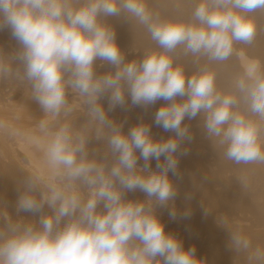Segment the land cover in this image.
<instances>
[{
  "label": "clouds",
  "instance_id": "9594fccd",
  "mask_svg": "<svg viewBox=\"0 0 264 264\" xmlns=\"http://www.w3.org/2000/svg\"><path fill=\"white\" fill-rule=\"evenodd\" d=\"M257 11L264 0H199L184 22L162 19L145 0H0V32L9 30L16 42L11 52L0 46V80L26 85L43 112L26 134L41 152L42 171L19 181L16 215L0 197V264H206L194 246L185 248L166 231L158 209L178 216L171 177L188 151L182 145L193 138L186 120L199 116L203 135L227 160L264 164V128L253 119L264 121V71L248 61L234 91L225 93L207 64L187 75L178 50L225 61L236 43L253 42L249 14ZM109 17L142 25L156 48L128 59ZM70 96L86 117L79 129ZM161 100L154 123L172 133L167 137L157 138L143 119L125 131L109 114ZM93 141L102 151L90 148ZM137 191L143 199L128 197ZM230 246L249 252L251 242L231 232ZM248 259L264 264V250L257 247Z\"/></svg>",
  "mask_w": 264,
  "mask_h": 264
},
{
  "label": "bare ground",
  "instance_id": "6f19581e",
  "mask_svg": "<svg viewBox=\"0 0 264 264\" xmlns=\"http://www.w3.org/2000/svg\"><path fill=\"white\" fill-rule=\"evenodd\" d=\"M162 1V0H161ZM180 0H177V5L180 4V2H178ZM185 1V0H184ZM183 1V2H184ZM193 5L190 4V6L192 7V11L193 9L195 8L196 6V3L199 2V0H190ZM148 2V1H147ZM154 2V1H153ZM165 2V1H164ZM174 2V0H173ZM159 3V2H158ZM189 3V2H188ZM157 4V3H156ZM175 4V3H174ZM160 5V4H159ZM165 5V4H164ZM170 5V4H168ZM174 6V5H173ZM179 6V5H178ZM187 6V4L185 5ZM150 7V6H149ZM153 6H151L152 8ZM155 7V6H154ZM165 7V6H164ZM172 6L170 5V8ZM177 7V6H176ZM150 8V9H151ZM156 8V7H155ZM174 8V7H173ZM180 8H181V5H180ZM178 8V9H180ZM187 8V7H186ZM162 9V8H161ZM167 9V8H166ZM165 9V10H166ZM152 10V9H151ZM154 10V9H153ZM157 10V9H156ZM169 10V9H168ZM177 10V8H176ZM188 10V9H187ZM190 10V8H189ZM188 10V11H189ZM170 11V10H169ZM175 11V10H174ZM185 11V9H184ZM187 11V13H188ZM161 12V11H160ZM167 12V11H166ZM258 12V11H257ZM163 13V12H162ZM171 13V12H170ZM176 13H178V11H176ZM183 13V12H182ZM186 13V12H185ZM186 13V15H187ZM264 13V12H263ZM180 14V12H179ZM190 11L188 13V15L190 16ZM160 15V14H159ZM182 15H185L184 13ZM187 15V17L190 19V17ZM192 15V14H191ZM252 15V14H251ZM255 15V13H254ZM253 15V16H254ZM256 15H258L256 13ZM162 16V15H161ZM262 15L260 14V17ZM264 16V15H263ZM168 17V16H167ZM166 17V18H167ZM111 18V17H110ZM114 18V17H113ZM112 18V19H113ZM163 18V17H162ZM183 18V17H182ZM187 18V19H188ZM112 19H108V21L110 20V23L112 22L111 20ZM188 19V20H189ZM256 19L258 18H255L253 20L254 24H255V27H257L256 25L259 23L256 21ZM262 19V18H261ZM125 20V19H124ZM173 20V19H172ZM175 20V18H174ZM187 20V21H188ZM260 20V18H259ZM263 21H260V22H264V18L262 19ZM119 21V20H118ZM117 21V22H118ZM183 21V19H182ZM185 21V20H184ZM114 22V20H113ZM123 22V21H122ZM257 22V23H256ZM119 23V22H118ZM120 24V23H119ZM137 24V23H136ZM113 25V23H112ZM117 25V24H116ZM116 25H113V26H116ZM121 25V24H120ZM132 25V24H131ZM260 25V24H258ZM119 26V25H118ZM124 27V26H123ZM127 26L125 25L124 28H126ZM140 27V26H139ZM263 27V26H261ZM118 28V27H117ZM116 28V29H117ZM122 28L119 27L118 30L116 31H120L119 29ZM141 28V27H140ZM260 28V27H259ZM258 28V29H259ZM115 29V28H114ZM123 29V28H122ZM125 32L126 30L123 29ZM121 30V31H123ZM130 30V29H128ZM127 30V31H128ZM133 30V29H132ZM131 30V31H132ZM137 30V29H136ZM135 30V31H136ZM260 30V29H259ZM9 31V30H8ZM115 31V32H116ZM262 29L260 31L256 30V34H255V37H254V40L251 44V47L254 48L255 50H259L261 47H264V33H261ZM6 32V31H5ZM125 32L123 33V35H125ZM133 32V31H132ZM131 34H134V32ZM139 32V31H138ZM143 32V31H142ZM147 32V31H146ZM260 32V33H259ZM264 32V31H263ZM121 33V35H122ZM127 34V33H126ZM141 34V33H140ZM148 34V33H147ZM146 34V35H147ZM3 35V34H2ZM8 35V34H7ZM117 35V33H116ZM121 35L119 37H121ZM128 35H129V31H128ZM138 36V35H136ZM135 36V37H136ZM148 36V35H147ZM118 37V35H117ZM116 37V38H117ZM11 38V37H10ZM122 38V37H121ZM120 38V39H121ZM140 38V37H139ZM123 39V38H122ZM143 39V38H142ZM147 39V38H146ZM119 40V38H118ZM8 41V40H7ZM10 41V40H9ZM127 41V39H125V42ZM133 41V40H131ZM121 41H119V44H120ZM130 42V40L128 41ZM127 42V43H128ZM136 42V41H135ZM134 42V44L136 45V43ZM138 42V41H137ZM13 43V42H12ZM124 43V42H122ZM121 43V45H122ZM131 43V42H130ZM148 43V42H147ZM146 43V44H147ZM1 44V43H0ZM7 46L8 43H5ZM3 44V45H5ZM133 44V43H132ZM141 44V43H140ZM145 44V45H146ZM151 44V43H150ZM149 44V45H150ZM124 45V44H123ZM127 45V44H126ZM131 45V44H130ZM145 45L143 47H145ZM155 45V44H154ZM257 45V46H255ZM15 46V45H14ZM120 46V45H119ZM5 46H3L4 48ZM249 46H247L248 48ZM122 48V47H121ZM124 48V49H123ZM122 50H124L128 56L130 57L131 55H129L131 52L134 53V51H136L134 49V47L130 46V47H123ZM153 48V47H152ZM150 48V49H152ZM7 49V48H6ZM4 48V50H6ZM137 49V48H136ZM144 49V48H143ZM150 49H147V50H150ZM251 49V48H250ZM253 49V50H254ZM139 50V49H138ZM236 50V49H235ZM233 51V55L237 61V69L240 71L239 72V76L241 74V76L243 75V66L245 63H247L248 61H257L259 64H262L261 62H263L264 64V51L261 52L262 53V56H261V53L257 56V55H253L252 53L255 52V50L251 53V56L253 55V57H249V55L240 50H236V51ZM249 50V49H248ZM246 50V51H248ZM142 50H140L141 52ZM7 52V51H6ZM143 52V51H142ZM251 52V51H250ZM250 52H248L250 54ZM257 52V51H256ZM137 53V52H136ZM144 53H145V50H144ZM139 55V53H137ZM142 54V53H141ZM182 54V53H181ZM136 56V54H134ZM180 56V55H179ZM183 55H181L182 57ZM189 56V55H188ZM257 56V57H255ZM132 57V56H131ZM140 57V56H139ZM142 57V56H141ZM233 57H231L232 59ZM131 59V58H130ZM184 59V58H183ZM187 59V58H186ZM234 59V58H233ZM232 59V60H233ZM189 60V59H187ZM196 60V59H195ZM203 61V60H202ZM205 61V60H204ZM235 61V63H236ZM187 62V61H186ZM190 62V61H189ZM194 62V61H193ZM178 63L183 67V68H186L185 70H188L190 68H188L187 66L189 64H184L182 62V60H180L178 58ZM183 63V64H182ZM232 63V62H231ZM230 63V64H231ZM208 64V62L206 63ZM211 64V63H209ZM214 64V63H213ZM262 64V65H263ZM185 65V66H184ZM187 65V66H186ZM190 66V65H189ZM194 66V64H193ZM193 68V67H192ZM197 68V67H196ZM262 71H264V66L262 67ZM107 69V67L105 68H101L99 69V71L103 72ZM235 69V67H234ZM196 70V69H195ZM197 72V71H196ZM236 72V71H235ZM186 73V71H185ZM193 73H195L193 71ZM193 73H191V71H187L186 74L188 75H192ZM234 73V72H232ZM238 75V74H237ZM227 76V75H226ZM236 76V75H235ZM216 77V86L218 88V90L220 88H223L225 87L226 88V84L228 83V80L227 82H223L224 78L221 80V78H219L217 75L215 76ZM233 77V76H232ZM237 77V76H236ZM236 77L232 78L230 81L231 84L233 83L234 84V80L237 79ZM230 78V77H229ZM224 85V86H223ZM228 86V85H227ZM233 86V85H232ZM229 87V86H228ZM232 89V88H231ZM227 92V91H226ZM70 99V102L73 104L74 108H75V111L73 112L72 114V117H71V122L73 124V126L77 129L81 128L82 126H84L86 124V117H85V114H84V111L82 109V107L80 106V102L78 99L74 98V97H69ZM106 102V101H105ZM104 103V102H103ZM162 104V102H161ZM160 104V105H161ZM153 107V106H152ZM131 108V107H130ZM116 109V108H115ZM122 109H125V108H122ZM121 109V110H122ZM129 109V108H128ZM118 110V109H117ZM120 110V112H121ZM127 110V109H126ZM130 110V109H129ZM135 110V109H134ZM144 110V109H143ZM119 111V110H118ZM155 111V110H154ZM111 111V114H115V112ZM132 113V112H131ZM110 114V116H111ZM124 114V113H123ZM130 114V113H129ZM128 114V116H129ZM153 114V113H152ZM131 115V114H130ZM134 115V113L132 114V116ZM142 115V114H141ZM145 115V114H144ZM43 116V112H42V109L40 108V106L38 105V103L36 101H34L33 99H31V93H30V90L28 89V87L16 80H14L13 82V86L11 88V90H2L0 89V125H3V127H0V197H3V199L8 203V205L12 208V206L15 207V203L13 204V201L16 197L17 199V196H18V188L16 187H12L9 183V179H11V177H15L16 178V182H19L23 176L29 172V171H42V168H43V165H42V158H41V152L34 146L32 145L31 143H29V141L26 139V134L27 133H30L32 131H34L36 125L38 124L39 120L42 118ZM127 116V117H128ZM115 117V115H114ZM113 117V118H114ZM135 117H139L135 115ZM152 117V116H151ZM154 117V116H153ZM199 117V116H198ZM197 117V119H198ZM132 118V117H131ZM134 118V116H133ZM144 118V116H143ZM148 118V117H147ZM122 119V118H121ZM139 120L142 119V118H138ZM197 119H193L191 121H185L186 123H189L190 124V129H191V132H192V135H193V138L190 142L186 141L183 145H182V149L183 148H187L188 151L186 154H182L180 156V159H179V166H178V172L176 175L172 176L171 178L173 179V182L177 185V188H178V195L176 197V200H175V207L178 211V216L176 219H171L169 217V209L168 208H160L158 209L159 213H160V216H161V219L162 221L164 222L165 224V228H166V231L168 232H172L174 233L175 235H177L184 243V241L187 242V240L184 238V237H187V235L185 234L186 232V227L188 225L191 226V224L189 223L190 221H198L200 222L201 224V228L200 226L198 227L197 224L196 225V222L194 221L193 223H195V227L197 226L198 228H200L199 230L202 231L204 230L205 234H207V236H211L213 238H215V234L219 233V228L221 227H224L221 225L220 227V224L218 225V222H217V219L219 217H221L222 215V210H220L221 208H218L221 203H224L221 201V188L219 187V182L217 181V175H216V168H218L216 164L217 161H215V158H214V155L216 153L215 156H218L220 155L221 151L219 152V154L217 153L216 151V146L213 145L202 133V130H201V127L199 125V121ZM128 120V119H126ZM134 120V119H132ZM147 121V120H146ZM149 122V121H147ZM201 122V121H200ZM151 123V122H149ZM154 124V123H153ZM199 125V126H198ZM157 126V125H156ZM126 128V126H125ZM156 131L154 132V129L153 130V134L159 138L161 136L163 137H167L169 135H171L172 133L170 132H165L162 128H155ZM14 133H19V134H14ZM95 144V142H91L90 143V148H93V149H96L97 145H93ZM101 146V145H100ZM100 148V147H99ZM97 148V149H99ZM219 149V147H218ZM217 149V150H218ZM100 150H102V148H100ZM223 154V153H222ZM221 156V155H220ZM219 157V156H218ZM220 159V158H219ZM216 160H218L216 158ZM142 161V160H141ZM141 161L138 160V163L140 165H142ZM219 161V160H218ZM152 166L154 167L153 169H155V166H156V161L155 160H152ZM151 166V167H152ZM252 171V169H251ZM254 172V171H253ZM7 175V176H6ZM8 175L10 176V178H8ZM12 175V176H11ZM171 175V174H170ZM6 176V177H4ZM8 178V179H6ZM220 179V177H218ZM14 178L11 180L13 181ZM15 181H13L15 183ZM221 186V184H220ZM187 194H191V199H186V196ZM129 198H140V199H143L144 198V194L142 192H134V193H128L127 194ZM16 201V200H15ZM14 201V202H15ZM13 204V205H11ZM224 205V204H222ZM239 205V204H237ZM9 207V208H10ZM185 208H191V216L187 217V218H184L182 217L181 215H179V213H182ZM15 208L13 209H10L9 211L11 213H13L14 215V210ZM14 210V211H13ZM256 210V209H255ZM259 210V209H258ZM221 211V212H220ZM257 211V210H256ZM27 214V213H26ZM25 213H20V215H24L26 216ZM224 214V213H223ZM16 215V214H15ZM27 215H30V214H27ZM225 215V214H224ZM28 218H30L29 216H26ZM225 217V216H224ZM227 217V216H226ZM231 219V217H229ZM227 221V220H226ZM232 221V220H231ZM236 221V220H235ZM217 222V223H216ZM189 223V224H188ZM188 224V225H187ZM199 224V225H200ZM216 224L218 226V232L214 233V229L216 231ZM235 224V223H234ZM237 224V223H236ZM229 225V224H228ZM242 225V224H241ZM194 226V224L192 225ZM191 226V227H192ZM226 227V226H225ZM224 227V228H225ZM228 227V226H227ZM244 227V225H243ZM188 228V227H187ZM197 228V229H198ZM192 229V228H191ZM193 229L195 230V228L193 227ZM222 229V228H221ZM246 229V228H245ZM228 229H226V232H227ZM190 231V229H189ZM231 231V230H230ZM247 231V230H246ZM199 232V231H198ZM204 232H200L201 234H204ZM225 232V233H226ZM243 232V231H242ZM241 232V233H242ZM192 233V232H191ZM197 233V232H196ZM253 233V232H252ZM195 234V233H194ZM199 234V233H198ZM197 234V235H198ZM227 234V233H226ZM240 234V233H239ZM247 234V232H246ZM264 234V233H263ZM196 235V234H195ZM218 235V234H217ZM243 235L244 232H243ZM242 235V236H243ZM250 234L248 233V235H245V236H249ZM190 236V235H189ZM193 236V234L191 235ZM203 236V235H202ZM206 236V235H205ZM205 236H204V242H205ZM206 236V237H207ZM219 236V235H218ZM216 236V238L218 237ZM227 236V235H226ZM230 236V235H229ZM259 236V235H258ZM257 236V238H258ZM197 237V236H195ZM201 236H199L198 239H203L202 237L200 238ZM207 237V239L209 238ZM221 237V236H220ZM228 237V236H227ZM252 237V236H251ZM189 238V237H188ZM187 238V239H188ZM213 239L209 242H211L214 246V248H210L209 246H207L208 250H209V253L211 254L210 251H213L215 253H218V255L214 253V255H211V256H214V260H213V264H214V261H216V263L218 262V258H215L216 256L219 257V262L223 260L225 262L228 263V258L226 260V256L227 255L225 252V247H224V243L223 240H222V244H218V241H220L221 238H219L218 240L217 239ZM226 238V237H224ZM247 238V237H246ZM261 238H262V235H261ZM184 239V240H183ZM193 239V238H192ZM197 239V238H196ZM206 239V241L208 242V240ZM223 239V237H222ZM229 239V238H228ZM249 239V238H248ZM190 242H191V239H189ZM225 240V239H224ZM255 240V239H254ZM196 241V240H195ZM261 241V240H259ZM200 242L202 243L203 240ZM197 243V242H196ZM206 243V242H205ZM204 243V244H205ZM215 243V244H214ZM259 243V242H258ZM188 244V243H187ZM203 244V245H204ZM207 245H209V243H206ZM189 245V244H188ZM195 245V243H194ZM218 245H222L224 247V250L221 251V249L218 247ZM199 246V245H198ZM202 246V245H201ZM212 246V245H211ZM212 246V247H213ZM221 246V247H222ZM264 246V245H263ZM262 246V247H263ZM184 247L186 248V246L184 245ZM189 247V246H188ZM192 247V246H191ZM200 247V246H199ZM203 247V246H202ZM206 247V246H205ZM203 247L202 249H205L204 250V253L205 255H207V253L205 251H208L206 250L207 248ZM228 247V246H227ZM226 247V248H227ZM229 248V247H228ZM231 249V248H230ZM254 249V248H253ZM227 250V249H226ZM233 250V249H232ZM252 250V249H251ZM202 251V250H201ZM231 251V250H230ZM198 252V251H197ZM224 252V253H223ZM235 252V251H234ZM233 252V253H234ZM223 253V254H222ZM231 252H229L230 254ZM237 253V252H236ZM245 253V252H244ZM250 253V252H249ZM248 253V255H249ZM202 253L200 252V254H198L199 256L201 255ZM213 254V253H212ZM228 254V255H229ZM232 254V253H231ZM235 254V253H234ZM246 254V253H245ZM197 255V254H196ZM227 255V257H228ZM247 255V254H246ZM245 255V256H246ZM198 256V257H199ZM204 256V254H203ZM210 256V255H209ZM204 257H207V256H204ZM204 257H200L202 259H204ZM239 257V256H238ZM222 258V260H221ZM206 259V258H205ZM234 259V258H233ZM245 259H247L245 257ZM244 259V260H245ZM211 260V259H210ZM248 260V259H247ZM231 261V260H230ZM229 261V262H230ZM225 262L223 264H225ZM255 262V261H254ZM253 262V263H254ZM212 263V262H211ZM233 262H231L232 264ZM219 264H222V263H219ZM234 264V263H233ZM248 264V263H247ZM251 264V263H250Z\"/></svg>",
  "mask_w": 264,
  "mask_h": 264
},
{
  "label": "rangeland",
  "instance_id": "374dc122",
  "mask_svg": "<svg viewBox=\"0 0 264 264\" xmlns=\"http://www.w3.org/2000/svg\"><path fill=\"white\" fill-rule=\"evenodd\" d=\"M148 1V2H147ZM154 1V2H153ZM165 1V2H164ZM181 1V0H180ZM180 1H178V2H180ZM184 0H182L181 2H180V4H178L177 5V0H174V2H173V0H145V3H146V5H147V7L150 9L151 8V6H153L150 10L153 12V13H155V14H160L159 16L162 18V19H168V20H174V18H175V20L176 21H182V19H183V21L184 22H187V20L189 19L188 17H187V15H188V13H189V11H190V13L192 14V7L190 6V4L191 5H193V3L190 1V0H185L184 2H183ZM159 2V3H158ZM189 2V3H188ZM157 3V4H156ZM175 3V4H174ZM160 4V5H159ZM165 4V5H164ZM168 4H170L172 7L170 8V5H168ZM187 4V6H185ZM197 4V3H196ZM174 5V6H173ZM180 5H181V8H180ZM150 6V7H149ZM156 8H155V7ZM165 6V7H164ZM177 6V7H176ZM174 7V8H173ZM187 7V8H186ZM162 8V9H161ZM167 8V9H166ZM176 8H177V10H176ZM178 8H180V9H178ZM189 8H190V10H189ZM154 9V10H153ZM157 9V10H156ZM166 9V10H165ZM170 11H169V10ZM184 9H185V11H184ZM189 11H188V10ZM175 10V11H174ZM194 10V9H193ZM161 11V12H160ZM167 11V12H166ZM176 11H178V13H176ZM187 11H188V13H187ZM163 12V13H162ZM171 12V13H170ZM179 12H180V14H179ZM185 14V15H182L183 13ZM187 13V15H186V13ZM264 11H258V12H255V15H254V13H251V14H249L251 17H252V19L254 20L255 18H258V19H256V21L257 22H259L258 24H260V25H256L257 27H256V30H258V31H260L261 29H262V31H261V33H264L263 31H264V22H260V21H263L262 19L264 18V13H263ZM256 13L258 14V15H256ZM191 14H190V16L189 17H191ZM260 14L262 15L261 17H260ZM162 15V16H161ZM254 15V16H253ZM168 16V17H167ZM167 17V18H166ZM183 17V18H182ZM113 17H109L108 19H112ZM188 18V19H187ZM259 18H260V20H259ZM262 18V19H261ZM113 20H114V22H113ZM119 20V21H118ZM112 22H111V24L113 23V25H116V26H113L114 28H115V31L116 30H118V28L119 27H121L122 26V28L123 29H125L126 30V32L122 29V28H120L119 30L120 31H116V33H117V35H118V37H117V35H116V39H117V42H118V44H119V41H121L120 42V47H125V46H127V47H130V46H132V47H134V49L136 50V51H134V53L133 52H131L129 55H131L130 57L128 56V59H132V58H137V59H139V58H141V56H143V54H144V50H145V52L146 51H148L147 49H150V48H152V49H154V48H156V45H154L155 43L151 40V38H150V35H149V33L148 32H146L147 30L142 26V25H139L137 22H135V21H127L126 19L124 20V18H122V17H114L112 20H111ZM121 24H119L118 22ZM123 21V22H122ZM255 21V20H254ZM109 23H110V20L108 21ZM256 22V23H257ZM137 23V24H136ZM132 24V25H131ZM119 25V26H118ZM125 25L127 26L126 28H124L125 27ZM124 26V27H123ZM141 28H140V27ZM261 26H263V27H261ZM118 27V28H117ZM260 27V28H259ZM117 28V29H116ZM260 30H259V29ZM128 29H130V30H128ZM133 29V30H132ZM137 29V30H136ZM121 30H123V31H121ZM129 31V35H128V31ZM134 32V34H131V32L132 31ZM136 30V31H135ZM6 31V32H5ZM139 31V32H138ZM143 31V32H142ZM125 32V35H123V33ZM132 32V33H133ZM121 33H122V35H121ZM127 33V34H126ZM141 33V34H140ZM148 33V34H147ZM260 33V32H259ZM3 34V35H2ZM8 34V35H7ZM148 36H147V35ZM121 35V37L123 38H121V37H119ZM136 35H138V36H136ZM136 36V37H135ZM11 36H10V32L7 30V29H5L4 31H2V32H0V46H5L4 48L6 49L5 51H7V52H11L15 47H16V42L14 41V40H12L11 38H10ZM140 37V38H139ZM118 38H119V40H118ZM121 38V39H120ZM143 38V39H142ZM147 38V39H146ZM125 39H127V41L125 42ZM8 40V41H7ZM10 40V41H9ZM130 40V42H128ZM131 40H133V41H131ZM136 41V42H135ZM138 41V42H137ZM13 42V43H12ZM122 42H124V43H122ZM128 42V43H127ZM134 42L136 43V45L134 44ZM148 42V43H147ZM5 43H8V45L9 46H7ZM121 43H122V45H121ZM133 43V44H132ZM141 43V44H140ZM147 43V44H146ZM151 43V44H150ZM3 44H5V45H3ZM124 44V45H123ZM127 44V45H126ZM131 44V45H130ZM146 44V45H145ZM150 44V45H149ZM15 45V46H14ZM145 45V47H143ZM247 46H249L248 48H247ZM255 46H257V45H255ZM121 48V49H122ZM137 48V49H136ZM144 48V49H143ZM251 48V49H250ZM124 49V48H123ZM139 49V50H138ZM240 50V51H242V52H244V53H246V55L248 54L249 55V57H253V55L255 54V55H259L261 52H263L264 51V47H261L259 50H255L254 48H252L251 47V45H249V44H244V43H236L235 45H234V50ZM249 49V50H248ZM255 50V52H253L254 50ZM140 50H142L141 52H140ZM151 50V49H150ZM235 50V51H236ZM246 50H248V51H246ZM253 50V51H252ZM251 51V52H250ZM257 51V52H256ZM139 53V55L137 54V53ZM248 52H250V54L248 53ZM253 52V53H252ZM142 53V54H141ZM182 53V51L181 50H178V54L180 55H178V58L180 59V60H182V62L184 63V61H185V63L184 64H189L187 67L188 68H190V69H188V70H185L186 68H184V70L186 71V73H187V71L189 72V71H191V73H193V71L194 72H196V71H198V69H199V67H201V66H203V65H205L208 61L205 59V58H196V57H193V56H191V55H189V56H184L183 54H181ZM234 53V52H233ZM251 53L253 54L252 56H251ZM134 54H136V56L134 55ZM181 55H183L182 57H181ZM233 55V54H232ZM140 56V57H139ZM257 56H255V57H257ZM260 56V55H259ZM261 56H262V53H261ZM231 57H233L232 59H231ZM230 58H228L227 60H225V61H222V62H208V67L210 68V70L212 71V72H214V74H215V76L217 75L219 78H221L222 76V78H221V80L223 81V82H227V80H228V83L226 84V88L225 87H223V88H220L219 90L221 91V92H225V93H228V92H233L234 91V87L232 86V85H234L233 83L231 84L230 82H232V81H230L232 78H234V77H236V78H239L240 76H241V74H240V76H239V70L237 69V61H236V59H235V57L234 56H231ZM184 58V59H183ZM189 59V60H187V59ZM196 59V60H195ZM203 60V61H202ZM205 60V61H204ZM187 61V62H186ZM190 61V62H189ZM194 61V62H193ZM235 61H236V63H235ZM232 62V63H231ZM182 63V64H183ZM209 63H211V64H209ZM214 63V64H213ZM231 63V64H230ZM262 64H263V62H261ZM193 64H194V66H193ZM262 64H260L261 65V70L263 69L262 67L264 66V64L262 65ZM185 66V65H184ZM193 67V68H192ZM197 67V68H196ZM234 67H235V69H234ZM103 69V68H102ZM196 69V70H195ZM107 70V69H106ZM236 71V72H235ZM232 72H234V73H232ZM238 74V75H237ZM188 75V74H187ZM227 75V76H226ZM236 75V76H235ZM233 76V77H232ZM230 77V78H229ZM226 78H227V80H226ZM236 80V79H235ZM234 80V81H235ZM13 82H14V80L13 79H6V80H0V89H2V90H11V88H12V86H13ZM229 87H228V86ZM224 86V85H223ZM232 88V89H231ZM227 91V92H226ZM106 101V102H105ZM104 106H105V108H107L108 107V103H107V100L105 99L104 101ZM161 102L162 103H164V101H158L155 105H153V107L151 106V107H149V108H147V109H145V108H142V107H139V106H128V107H126L125 109H122V108H120V107H117L116 109H114V110H112L113 112H115V114L113 113V114H111V112L109 113V114H111V116L112 117H114V115H115V117H114V119L115 120H117V121H119V122H123L124 123V130L125 131H127V129L130 127V126H132V125H134L135 123H137L138 121H139V119L138 118H142L144 121H149V122H151V124H152V129H154V132L156 131V129L155 128H159V126H156L155 125V123H154V114H155V111L160 107V104H161ZM131 107V108H130ZM243 105L241 106V108L243 109ZM130 110H129V109ZM119 111H118V110ZM122 109V110H121ZM127 109V110H126ZM135 109V110H134ZM144 109V110H143ZM120 110H121V112H120ZM155 110V111H154ZM132 112V113H131ZM124 113V114H123ZM131 115H130V114ZM134 113V118H133V116H132V114ZM153 113V114H152ZM128 114H129V116H128ZM142 114V115H141ZM145 114V115H144ZM135 115L136 116H138L139 115V117H135ZM128 116V117H127ZM143 116H144V118H143ZM152 116V117H151ZM132 117V118H131ZM148 117V118H147ZM122 118V119H121ZM126 119H128V120H126ZM132 119H134V120H132ZM195 119H197V118H195ZM253 119H256L257 121H258V123H260V125H261V127L262 128H264V121H259L258 120V118L257 117H253ZM198 121H199V125L201 124V122H200V117H198V119H197ZM146 121V122H147ZM154 123V124H153ZM198 125V126H199ZM125 126H126V128H125ZM161 128V127H160ZM152 132H153V130H152ZM153 132V133H154ZM95 142V141H94ZM262 142H264V136H262ZM95 144L97 145V147H96V149L97 148H102V146H100V145H98L96 142H95ZM95 144H93V145H95ZM216 146V145H215ZM100 148H99V150H100ZM218 146H216V151H217V153L219 154V152L221 151V153H220V155H218V156H215L216 155V153H215V155H214V158L216 157L218 160H216V158H215V161H217L216 163H218V164H216V165H218L217 167L218 168H216V175H217V181L219 182L218 184H219V187L222 189L221 190V201L222 202H224V203H221L220 202V204L221 205H219V207L218 208H221L222 206V208L220 209V210H222V215H221V217H223L225 220H227L226 222V227L224 228V227H221V225H220V227L222 228H219L218 229V226H217V224H216V231H215V229H214V233H216V232H218V230H219V233H217V234H215V238H216V236H218L219 238H221L220 239V241H218V244H219V242H220V244H222V243H224V247H225V253L227 254H229V252H231L229 255H228V257H227V255H225L226 256V260L228 259V258H230V259H228L227 261H228V263L229 264H231V262H233L234 264H257V262H254V261H250L249 259H248V253L249 252H252V251H254L257 247H259V248H261L262 250H264V164H235L234 162H232V161H229V160H227L226 158H224V156H223V150L221 149V148H219L218 150ZM102 151V150H101ZM220 158V159H219ZM142 159H140L139 161H141ZM142 163L141 164H143L144 162H143V160L141 161ZM151 166H152V163H151ZM152 168H154L153 166H152ZM251 169H252V171H251ZM254 171V172H253ZM7 176V175H6ZM6 176H4V177H6ZM12 176V175H11ZM14 176V175H13ZM11 177V179H9L8 181H9V183H10V185L12 186V187H16V188H18V183L19 182H16L15 180H16V178L15 177ZM218 177H220V179L218 178ZM8 178H10V176L8 175ZM8 178H6V179H8ZM14 178V180L13 181H15V183L13 182V181H11L12 179ZM220 184H221V186H220ZM16 200V197H15V199H14V201ZM13 201V204L16 202H14ZM13 204H11V205H13ZM222 204H224V205H222ZM237 204H239V205H237ZM15 205V204H14ZM10 207V206H9ZM13 208H15L14 206H12V208L10 207L9 208V210L10 209H13ZM257 211H256V210ZM259 209V210H258ZM15 210V209H14ZM13 210V211H14ZM11 211V210H10ZM9 211V212H10ZM11 213V212H10ZM225 215H224V214ZM13 214V213H12ZM16 214V212H14V215ZM22 214V213H21ZM26 214V213H25ZM27 214H29V213H27ZM26 214V216H31V214L30 215H27ZM22 216V215H21ZM24 216V215H23ZM26 216H24V217H26ZM225 216V217H224ZM227 216V217H226ZM229 217H231V219L229 218ZM26 218H28V217H26ZM31 218V217H30ZM232 220V221H231ZM236 220V221H235ZM195 222H196V225L199 223L200 224V222H198V221H196V220H194ZM194 221H190L189 223L191 224V226L194 224V226H190V225H188L187 227H186V232H185V234L187 235V237H184L186 240H187V242L186 241H184V245L186 246V248H189V247H195L196 248V254H197V256H199L198 254H200V252L202 253L200 256H199V258L202 256V257H204V256H207V257H204V259L203 260H205L206 261V264H213V258H214V256H211V255H214V253L215 252H213V251H210L211 252V254L209 253V250H210V248H214V246H213V242L211 241V240H213V239H215V238H213V239H211L212 237L210 236H207V234H205V232H204V230H202V231H200L201 229V224L199 225H197L198 227L200 226V228H198L197 226L195 227V223H193ZM217 223V222H216ZM235 223V224H234ZM237 223V224H236ZM229 224V225H228ZM242 224V225H241ZM218 225H219V223H218ZM243 225H244V227H243ZM228 226V227H227ZM193 227L195 228V230L193 229ZM192 228V229H191ZM198 228V229H197ZM246 228V229H245ZM189 229H190V231H189ZM200 229V230H199ZM218 229V230H217ZM226 229H228L227 230V232H226ZM231 230V231H230ZM247 230V231H246ZM199 231V232H198ZM244 232V234L245 235H248V233L250 234L249 236H245V235H243V232ZM192 232V233H191ZM197 232V233H196ZM202 232H204V234H201ZM227 234H226V233ZM231 232H234V233H240L241 235H243L245 238L247 237V239L251 242V249L249 250V252H234V250H232V248H231V246H230V242H231ZM242 232V233H241ZM246 232H247V234H246ZM253 232V233H252ZM196 235H195V234ZM199 233V234H198ZM193 234V236H191ZM198 234V235H197ZM190 235V236H189ZM203 235V236H202ZM209 237L208 239H207V237ZM228 237H227V236ZM230 235V236H229ZM259 235V236H258ZM261 235H262V238H261ZM195 236H197V237H195ZM199 236H201L203 239H198L199 238ZM204 236H205V238L208 240V242L206 241V239H205V242L206 243H209V245H207L205 242H204ZM221 236V237H220ZM252 236V237H251ZM257 236H258V238H257ZM189 237V238H188ZM200 237V238H201ZM216 238L217 240L219 239V238ZM222 237H223V239H222ZM224 237H226V238H224ZM188 238V239H187ZM193 238V239H192ZM197 238V239H196ZM229 238V239H228ZM189 239H191V242H190V240ZM211 239V240H210ZM225 239V240H224ZM255 239V240H254ZM184 240V239H183ZM196 240V241H195ZM200 240L202 241L203 240V242L201 243L200 242ZM222 240H223V242H222ZM259 240H261V241H259ZM209 241H211V242H209ZM197 242V243H196ZM222 242V243H221ZM259 242V243H258ZM189 245H188V244ZM194 243H195V245H194ZM205 243V244H204ZM204 244V245H203ZM215 244V243H214ZM200 247H199V246ZM205 247V248H207V246H209L208 248H209V250H208V248L206 249V250H208V251H205L206 253H207V255H205V253H204V250L205 249H202L203 247ZM213 247H212V246ZM189 246V247H188ZM220 246V247H219ZM222 245H218V247L221 249V251L222 250H224V247L222 246ZM229 248H228V247ZM263 246V247H262ZM227 247V248H226ZM231 248V249H230ZM254 248V249H253ZM227 249V250H226ZM202 250V251H201ZM231 250V251H230ZM198 251V252H197ZM235 254H234V253ZM213 253V254H212ZM224 253V252H223ZM222 253V254H223ZM203 254H204V256H203ZM218 255V253H215V255ZM250 254V253H249ZM210 255V256H209ZM246 255V256H245ZM219 256V255H218ZM218 256H216L215 258H218V262L216 263V261H214V264H219V263H224L225 261L223 260V262L222 261H220L219 262V257ZM239 256V257H238ZM245 257L248 259H245ZM206 258V259H205ZM234 258V259H233ZM202 259V258H201ZM211 259V260H210ZM213 259V260H212ZM245 259V260H244ZM221 260H222V258H221ZM212 262V263H211ZM254 262V263H253ZM232 263V264H233ZM225 264H227V262H225Z\"/></svg>",
  "mask_w": 264,
  "mask_h": 264
}]
</instances>
